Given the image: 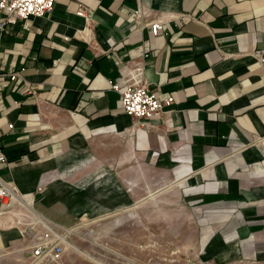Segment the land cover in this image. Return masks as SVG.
Returning a JSON list of instances; mask_svg holds the SVG:
<instances>
[{
  "label": "crops",
  "instance_id": "crops-1",
  "mask_svg": "<svg viewBox=\"0 0 264 264\" xmlns=\"http://www.w3.org/2000/svg\"><path fill=\"white\" fill-rule=\"evenodd\" d=\"M1 24L0 180L20 201L0 205V254L24 225L122 208L143 224L168 197L208 259L264 255V0H57ZM136 73L173 99L165 115L123 113L111 84Z\"/></svg>",
  "mask_w": 264,
  "mask_h": 264
},
{
  "label": "rangeland",
  "instance_id": "rangeland-1",
  "mask_svg": "<svg viewBox=\"0 0 264 264\" xmlns=\"http://www.w3.org/2000/svg\"><path fill=\"white\" fill-rule=\"evenodd\" d=\"M156 202L144 209V225L137 218L128 220L132 212L122 208L113 216H89L70 227L69 233L56 227V236L64 240L58 257H34L33 242L46 231L35 222L24 225L21 251L0 254V264H264V255L227 262L208 259L196 243L185 211L168 197L165 206ZM133 212L135 217L141 215V207Z\"/></svg>",
  "mask_w": 264,
  "mask_h": 264
},
{
  "label": "built area",
  "instance_id": "built-area-1",
  "mask_svg": "<svg viewBox=\"0 0 264 264\" xmlns=\"http://www.w3.org/2000/svg\"><path fill=\"white\" fill-rule=\"evenodd\" d=\"M57 0H0V11L5 16V23L14 24L17 21H26L30 18H41L49 14ZM83 12L79 13L82 15ZM3 24L0 25V27ZM160 21H153L148 24V28L153 36H157L162 30ZM257 58L264 68V49L257 53ZM8 77L14 81L18 77L16 74H9ZM121 99V109L123 113L138 123H146L154 118L165 115L174 103L171 97L160 98L157 92L146 85L140 73H136L131 79L118 80L111 84ZM7 162L6 157L0 153V164ZM20 196L17 190L0 180V205L11 208L13 204H19ZM51 231L46 232L36 238L33 242V256H53L58 257L63 251V241L56 236L52 224ZM55 238V239H53Z\"/></svg>",
  "mask_w": 264,
  "mask_h": 264
}]
</instances>
